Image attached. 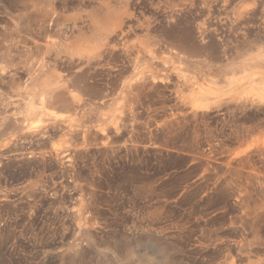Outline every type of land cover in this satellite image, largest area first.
I'll return each mask as SVG.
<instances>
[{"label": "rangeland", "instance_id": "obj_1", "mask_svg": "<svg viewBox=\"0 0 264 264\" xmlns=\"http://www.w3.org/2000/svg\"><path fill=\"white\" fill-rule=\"evenodd\" d=\"M10 1L0 0V57L10 54V58L16 63L14 69L17 74H21L11 81L0 83V264H235L238 214L233 207L231 188L236 173L234 163L224 159L233 136L230 134L235 130V121L228 117H223V120L214 112L200 117L188 110L185 114L187 118L173 130L172 111L179 98L176 95H181L182 99L190 93L174 89L171 80V74L177 71L187 79L189 90L210 88L213 82L218 86L221 84L220 68L225 63L233 62L236 57L235 31L231 26L228 28L229 20L234 17V4H229L230 0H192L193 9L189 12H192L188 16L189 20L182 22L177 19L176 23L175 19L166 25L158 17L160 22L155 26L157 31L165 34L162 36L164 41L190 50L192 46L195 47L194 44H198L196 38L199 28L208 30L207 33H218L222 43L221 46L219 44L221 48L218 47L220 50L225 48L222 59H205L211 54L210 44L208 46V41H205L203 50L206 52H200L203 51L206 57L202 53L200 56L199 50H196L199 55L196 58L193 47L195 55L191 51L192 55H188L190 62L187 61L189 64L186 63L184 70L179 71L181 68L179 69L176 57L177 50L172 49L169 54H160L164 60L159 66L162 64L163 68L157 67L158 74H169V80L153 84L147 81L152 88L146 82L142 87L136 85L134 77L138 72L148 71L140 63L139 38L136 33L140 32L137 22H142L143 19L137 15V20L140 19L137 22L132 20L130 29L125 28L129 33L128 50L124 56L123 68L117 71L118 74L115 73L116 76H109L104 72L92 73L88 77L81 75L82 78L79 76L78 79H83L86 84L91 83L92 87L91 84H85V89L83 82L78 81L80 88L77 87L72 98L67 100L72 109L66 108L63 112L45 107L41 110V101H37L40 103L37 105L33 104L37 103L35 100H28L30 112L24 115L17 109V104L24 99L16 88L27 92L31 99L34 92L51 88L53 80L57 78L70 82L75 78L71 74L68 77L71 72L66 73L64 66L59 64L54 70L45 62L48 43H60L58 35L51 31L52 22H48L50 32L43 34L46 41L43 40V50H46L43 52V66L40 49L35 52L33 47H18L21 55L14 54L8 35ZM124 1L126 0L90 1L91 11L86 9L91 13L90 18L85 11L86 15L82 12L80 15L84 20L82 17V22L80 18L76 19L75 28L82 27L83 35L88 36L86 33H89L90 36V25L93 28L102 19L103 4L107 3L112 10H116ZM148 3L147 0H131L136 14L140 10L148 14L151 9V4ZM62 13H56L61 17L55 14L52 17L68 19L76 14L73 11ZM96 13H101L100 18ZM92 16H97V23L92 24L96 20L91 21ZM88 19L91 21L90 25ZM227 49L230 51H226ZM26 61L33 68L26 66V69H30L32 73L24 69L25 64L28 65ZM40 74L44 77L39 78ZM66 75L69 79L64 78ZM132 84L134 87L128 88ZM104 86L106 88H102ZM124 101L129 106L123 111L125 114L120 112L121 115L115 109L117 104H124ZM243 120V123L250 122L244 126L258 122L254 117ZM116 121H119L117 126ZM209 132H213L212 135ZM210 136H215V140ZM227 136H230L229 140ZM223 138L224 143L221 144L219 141ZM212 147L214 149H210ZM223 150L224 155L221 153ZM210 153L214 156L209 155ZM200 156H204V159ZM206 156L211 157L208 159ZM251 256L253 264H264V245L255 246Z\"/></svg>", "mask_w": 264, "mask_h": 264}, {"label": "bare ground", "instance_id": "obj_2", "mask_svg": "<svg viewBox=\"0 0 264 264\" xmlns=\"http://www.w3.org/2000/svg\"><path fill=\"white\" fill-rule=\"evenodd\" d=\"M90 1H92V0H90ZM147 1H149V3L151 4L150 5L148 3L150 5L149 7L152 9L151 10L149 8L152 12H150V10H148L150 12V13L148 12V14H146L144 12V10H140L136 14L134 8L131 6V0L124 1L123 4L121 6H119V8H117L118 10L117 9L112 10L110 8V5L108 6L107 3H104L103 4L104 8L102 6H99V7H102V9L101 8L100 9L104 11L103 13L101 12L102 13V17H101L102 19H99L101 21L100 22L98 21V25L91 28L90 23L92 20H95L96 19L95 17H97V16H95V17L92 16L94 19H92V17H91V21H90V19H88L90 22L89 23L87 22V23L90 25V29H92V31L90 33L91 34L90 36H89V33L88 34L86 33V35H88V36H85L81 32L82 27L80 28V26H79V28H75L76 27L75 21L79 20V18L81 20V17L83 18V16H81L82 12L84 15H86L85 13H87V15L89 14V11L87 12V10L91 6V4H90L91 2L89 3L86 0H11L9 3V11H8V15H9L8 20L10 22V26H9V31H10L9 33L10 34H8V35H10L9 38H11V44H12L14 54H16L18 56L21 55L20 54L21 51L18 50V47L19 48L20 47L25 48V49H29V47L30 48L33 47V49L35 48V52H36V50L40 49L42 52V53L40 52V54H42V58L41 57L40 58L42 59L41 61H42V66H43V64H44L43 52H46V50H48L47 51V54H48L47 58H45L46 55L44 57L46 60L45 62L47 63V66L54 69L55 66L59 67L58 65L60 64V65L65 67L64 70L66 71V73H67V71L71 72V73H68V77H69V74H71V76H73L75 78L73 80L74 82L73 81L70 82V80H64L63 81L62 79H59V78L53 80L54 83L52 84L51 88L46 89L43 92L36 91L32 94V97L29 95L31 97V99L33 98L32 100L28 97L27 92H25L24 90L22 91L19 88L18 89L16 88L17 93L21 94L22 99H24V100H21V102L19 101L20 103L17 104V105H19L18 106L19 108H17V109H19L20 112L23 114L29 113L30 112V105L28 104L27 101L28 100H30V101L35 100V102H37V101L42 102V104L40 106L41 110H43V108H45V107L47 109H51L54 111L55 110H57V111L58 110H62V111L66 110V108H69V106H72L69 103L70 101L67 102V100L71 99L73 96V93L77 91V89H78L77 87H79L78 81L79 82L84 81L83 79H82L83 81L82 80L80 81L79 80L80 78L78 79L79 76L82 75L85 77L87 75V77H88L89 74H92V73L94 74L96 72H100V73L104 72V73H107L109 76L113 75V74L115 75V73L117 71H120L123 68L124 56L128 50L127 39H129L128 38L129 33L127 32L126 29H130L132 27L131 26L132 24L130 25L132 20H135V22H137L140 19L139 18L137 20V18L139 17V16L137 17V15H140L141 18L143 19V21L141 20L142 22H140V21L137 22L140 32L136 33L137 37L139 38L138 46H139V52H140V63L141 64L143 63L146 66V68H148L147 69L148 71L147 72L139 71L137 76L134 77L135 78L134 79L135 84L141 86L144 82L147 83V81H150L153 84L156 81H161V80H165V79L169 80V77H170L169 74H167V73L158 74L157 67L159 66V63H161L164 60L163 58L160 57V54L161 55L164 53L169 54V53H171L172 49H175L178 51V52L177 51H175V52L179 56H177L176 53H174V54L176 55V57L179 60V62H178L179 63V69L181 68L179 71L184 70V66L186 65L187 61H189L188 55L189 54L192 55L191 51H193L192 48L194 46H192V48L190 50V48L185 49L182 47H176L171 42L164 41L163 37L165 34L162 35L161 34L162 31L161 32L157 31L155 29L156 28L155 26H157V22H160V21H158V17H161L163 19V21L166 23V25L171 24V22H173L175 19H176V23L178 21H182V20L187 21L186 19H188V16H191V14H192V12H191V14L189 12L193 6L192 2L194 0L193 1L192 0H147ZM226 1H228V0H226ZM218 3H221V2H218ZM228 3L232 4V6L234 4V7H235L234 17L231 20H229V23H228V28H229V26H231L235 31V39H234L235 40L234 41L235 42V55H236L235 60L233 62L230 61L231 63L230 62L225 63L221 68L219 67L221 70L220 72H221V77H222V80L219 81V82H221V84L218 86L215 82H213L212 85L213 84L214 85L213 86L211 85L210 88L198 87L196 90H194V89L189 90L187 79L185 78V76L180 75V73L177 71H174L171 74L172 79L171 78L170 79L173 82L172 86L174 87V89L175 88H177L179 90L183 89V90H186V93H187V91H189V93H190V95L188 97L184 96L182 99L180 98V97H182L181 95L180 96L176 95V97H179V98L176 99V103H175V106H174L173 111H172L173 112V123H172L173 126L172 127H173V130L174 129L176 130L179 127L180 122L184 121V118L186 117L185 114H187L188 110L194 111V113L199 114L200 117H203V115H206L207 113L212 114L214 112V113H218L222 117V119H223V117H228V118H232L235 121V123H234L235 124V128H234L235 130L233 132H231L233 134H230V135H233L232 139L230 140L231 143L229 142L230 146L228 144H226V142H225V144L228 145L229 149L226 153L227 154L226 157L224 156V159H227V161L228 160L231 161L232 164L234 163V166H235L234 170L236 173V176L234 177L235 181L233 182L234 183L233 188L230 187L232 190L231 191L232 192L231 197H232V201H233L232 203L234 205L233 207L236 208V211L238 214V216H237V230H236V231H238V241L236 244V251H235L236 252L235 264H253V262L250 260V258L252 257L251 254H252L254 247L255 246L261 247V245H264V0H235V2H233V0L232 1L230 0ZM215 4H217V3H215ZM205 5H204V7H205ZM217 6H220V5H217ZM97 7H98V5H97ZM94 9H96V8H94ZM220 10H221V8H220ZM65 11H73V12H76V14L74 17L68 18V19H66V18H54L56 16L52 17L54 14L58 15L59 13L61 14V12L64 13ZM84 11H85V13H84ZM90 11H91V9H90ZM100 11H98V12H100ZM96 12H97V9H96ZM228 12H230V11L228 10ZM56 13H58V14H56ZM101 13H99V14L96 13V15L98 14L99 18H100ZM196 14H198V13H196ZM213 15H215V14H213ZM90 16H91V13L89 14V18H90ZM59 17H61V16H59ZM177 19H178V21H177ZM191 19H193V17ZM82 20H84V18ZM82 20H81V22H82ZM96 21H97V19L94 21V23L92 21V24L97 23ZM48 22H52L51 25H53V27H51L52 28L51 31H53L55 34L58 35L60 40L59 39H57V40L60 43L58 45H56L57 42L56 43L54 42L55 45H53V44L50 45V43H48L47 49L45 47L46 50H43V40H44L43 34L48 32L49 27H50ZM85 25H87V24L85 23ZM187 25H186V27H188ZM158 28H159V24H158ZM85 29H86V26H85ZM199 29H198L197 38H196L198 40L199 45L194 44L195 47H197L196 49L194 47V51L196 52V50H199V53L196 52V54L198 53L200 55V53H202L203 51H204V53L206 52L203 49H205V47H204L205 41H208V42H206V44L208 43L207 44L208 46L210 44L209 49L211 50V54H209V58H207L203 53H202V56L204 55V57H206L205 59H210V60L213 58L214 59L215 58L222 59L223 55H224L225 48L222 47V50L219 49V47L221 46L222 43H221L220 38H218L220 36H217L218 33L217 34L207 33V31H208L207 29H206L207 31H205V30L203 31L202 29H200V31H199ZM194 31L196 33V30H194ZM4 32L5 31H3V33ZM213 32H215V31H213ZM1 37H2V35H1ZM130 37H131V35H130ZM134 37H136V36H134ZM49 39H51V38H49ZM196 39H195V41H196ZM224 41H225V39H224ZM44 42H46V41L44 40ZM46 44H45V46H46ZM190 44H188V45H190ZM219 44H220V46H219ZM178 45H180V44H178ZM182 45L184 46L183 43H182ZM196 45H198V46H196ZM184 47H186V46H184ZM206 48H207V46H206ZM25 49H24V51H26ZM200 50H203V51L200 52ZM206 50H208V48ZM31 51H33V50L31 49ZM194 51H193V55H195ZM226 51H230V49L229 50L227 49ZM231 51H232V49H231ZM7 53H9V52H7ZM209 53H210V51H209ZM218 53H219V56H218ZM26 54H27V52H26ZM198 54H197V56H195L196 58L199 57ZM232 54L234 55L233 51H232ZM191 57H192L191 59H194L193 56H191ZM24 59H26V58H24ZM200 59H202V58H200ZM12 60H13V58L12 59L10 58V54L4 55L2 57L1 64H0V83L4 82L5 80L11 81L16 76L18 77L19 73L17 74L16 70L14 69L16 63H14ZM35 62H33V63H35ZM27 64H28V62H27ZM187 64H189V63H187ZM203 65H204V63H203ZM26 66L30 67L29 64L28 65L25 64V66H24L25 68L24 67L23 68L26 69L27 68ZM38 66H39V64H38ZM128 66H130V65L128 64ZM160 66H162V64ZM207 66H210V65H207ZM162 68H163V66H162ZM30 69H33V68L30 67ZM30 69H28V70L26 69V71H28L29 73H32V72H30ZM44 69H45V67H44ZM41 70H42V68H41ZM63 71H61V72H63ZM37 74L38 73H36V75ZM42 74H40L39 78L44 77ZM117 74H118V72H117ZM217 75L219 76V74H217ZM82 76H81V78H82ZM90 76L92 78V75H90ZM119 76L120 77L122 76L121 72H120ZM31 77H33V76H31ZM45 77H47V76H45ZM87 77H86V79H87ZM120 77H119V80H120ZM64 78L69 79V78H67V75L64 76ZM110 78L111 77H109V79ZM113 78H114V76H113ZM70 79H71V77H70ZM92 79H94V78H92ZM84 82H86V81H84ZM84 82H83V86L86 84ZM105 82H107V81H105ZM131 82H133V81H131ZM158 83H157V85H158ZM168 83H170V82H168ZM13 84H14V82H13ZM80 84H82V83H80ZM90 84L91 83H89L88 86H90ZM107 84L111 85V83H108V82H107ZM148 84H149V82L147 83V85ZM160 84H162V83H160ZM102 85H103V83H102ZM115 85H116V83H115ZM149 85L151 86V84H149ZM105 86L107 87V85H105ZM105 86L102 88H106ZM90 87H92V84ZM133 87H134V85L131 87H128V88H133ZM102 88H101V90H102ZM149 88H152V86ZM23 89H25V88L23 87ZM37 89H38V87L36 88V90ZM85 89H86V87H85ZM98 89H99V87H98ZM145 89H146V87H145ZM81 90H82V88H81ZM87 90H88V88H87ZM7 91H8V89H7ZM101 92H103V91H101ZM99 94L101 95V93H99ZM80 95H81V93H80ZM103 96H102V98H104ZM16 97H17V95H16ZM43 101H44L45 105H43ZM38 102L37 103L33 102V104L39 105L40 103H38ZM107 103H108V101H107ZM125 103L124 104L123 103L117 104L115 110L119 113L120 112L123 113V111L127 110L128 106H129V104L127 105V103L126 104ZM70 108L72 109V107H70ZM6 110H8V109H6ZM123 114H125V112ZM42 116H43V113H42ZM213 116H215V115H213ZM191 117H192V115L190 116V118ZM253 117L256 118V120L258 122L254 125L244 126V125H246V123H247V125H249L250 122L249 123L244 122L245 123L244 124L243 121H245V120H243V119H248V118H253ZM116 120H118V119H116ZM241 120H243V121H241ZM132 121H134V120L132 119ZM185 121L187 122V120H185ZM9 122H10V120H9ZM13 123H14V121H13ZM17 125H18V123H17ZM117 125H119V121H116V126ZM14 126H16V125L14 124ZM120 127H122V126H120ZM180 127H181V125H180ZM57 128H58V126H57ZM116 129L118 130V128H116ZM108 132H110V131H108ZM218 132H219V130H218ZM211 133H213V132H209L208 134L210 135ZM213 135H215V133ZM220 135H222V134H220ZM222 136H224V135H222ZM228 137H230V136H227L226 138H228ZM206 138H209V136ZM214 138H215V136L211 137V139H214ZM89 139H90V137H89ZM218 140L219 139H217V141ZM228 140H229V138H228ZM117 142H120V141H117ZM219 142L221 144H223L224 138ZM206 143L208 144V142H206ZM217 144L215 146H217ZM209 146L210 145L208 144V147ZM189 148H190V146H189ZM210 149H214V148L212 147ZM217 150H218V147H217ZM224 150L221 152L223 155H224L223 152H225ZM210 151L211 150H209V152ZM219 151L220 150H218V153H219ZM69 152H71V151L69 150ZM212 152H213V150H212ZM215 153H217V152H215ZM203 155H205V152ZM206 155H208V154L206 153ZM209 155L214 156V154L212 155L211 153ZM211 156H209V157H211ZM67 157H69V156H67ZM202 157L204 159V156H202ZM209 157H207V158L209 159ZM207 158H205V160ZM222 162L224 165V161H222ZM226 164H228V163L226 162ZM229 166H230V164H229ZM234 166H232V167H234ZM226 184H228V183H226ZM229 191H227V192H229ZM256 250H257V248H256ZM259 250H261V249H259Z\"/></svg>", "mask_w": 264, "mask_h": 264}]
</instances>
